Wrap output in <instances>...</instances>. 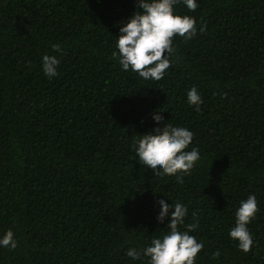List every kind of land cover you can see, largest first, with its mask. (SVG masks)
I'll list each match as a JSON object with an SVG mask.
<instances>
[{
    "label": "trees",
    "instance_id": "1",
    "mask_svg": "<svg viewBox=\"0 0 264 264\" xmlns=\"http://www.w3.org/2000/svg\"><path fill=\"white\" fill-rule=\"evenodd\" d=\"M196 3L175 6L197 34L173 38L175 62L152 81L112 55L137 0H0V236L18 241L0 264H134L125 250L167 231L160 199L184 203L186 223L197 213L195 264H264V0ZM44 54L60 60L53 78ZM167 123L194 134L187 175L155 177L136 161L133 140ZM251 194L245 253L228 233Z\"/></svg>",
    "mask_w": 264,
    "mask_h": 264
},
{
    "label": "clouds",
    "instance_id": "2",
    "mask_svg": "<svg viewBox=\"0 0 264 264\" xmlns=\"http://www.w3.org/2000/svg\"><path fill=\"white\" fill-rule=\"evenodd\" d=\"M181 2L189 11H196V0H137L138 10L121 23L115 42L117 51L112 53L123 71L131 69L144 80L160 81L165 77L176 59L173 38L178 36L187 42L197 34L195 20L176 13L175 6ZM52 48L59 50L60 46L53 44ZM59 65L60 60L56 55H43L42 70L48 78L58 75ZM187 103L197 110L203 103L195 87L187 92ZM151 116L157 125L165 124L159 112H153ZM193 138L194 134L188 128L167 123L134 139L132 147L137 155L136 161L150 168L155 177L176 176L178 173L187 175L200 159L196 147L187 150ZM158 205L157 221L163 224L167 219V231L153 236L150 244L143 249L127 248L126 256L134 264H144V258H147V264H195L197 254L204 246L202 241L197 242L196 237L190 235L199 226L197 213L192 214L194 222L186 223L188 208L184 203L173 201L169 204L160 199ZM258 211L257 197L251 194L239 202L234 226L229 229V237L238 241L237 247L245 253L251 250L254 243L248 225ZM182 227L185 230H181ZM17 247L18 241L11 229L0 236V248Z\"/></svg>",
    "mask_w": 264,
    "mask_h": 264
}]
</instances>
